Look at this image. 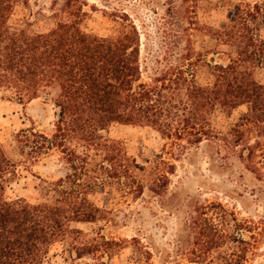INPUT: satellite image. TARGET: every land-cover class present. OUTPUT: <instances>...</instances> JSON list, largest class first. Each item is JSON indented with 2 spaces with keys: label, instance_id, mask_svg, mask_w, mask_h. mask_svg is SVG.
I'll use <instances>...</instances> for the list:
<instances>
[{
  "label": "trees",
  "instance_id": "obj_1",
  "mask_svg": "<svg viewBox=\"0 0 264 264\" xmlns=\"http://www.w3.org/2000/svg\"><path fill=\"white\" fill-rule=\"evenodd\" d=\"M47 1L36 3L39 13ZM49 1V17L54 24L33 31L29 21L25 25L10 22L19 0H0V89L11 91L20 102L40 94L51 96L54 106L52 135L31 129L19 139L21 150L27 148V158L31 159L53 148L61 154V176L50 183L59 188L57 196L51 201L31 202L5 196L6 187L17 179L20 165L0 146V264H51L57 248L67 255L69 264H74L101 248L97 242L88 243L86 233L77 226L93 223L106 212L90 195L103 184L121 183L122 179L135 183L133 193H144L143 184L136 180L142 168L131 161L121 142L103 134L112 125L150 127L162 139L175 142L178 149L185 148L178 142L182 139L192 145L206 140L218 152L236 153L252 164L256 151H264L259 139L249 144L244 138L251 128L264 138V83L254 77L255 70L264 64L262 4L237 3L218 27L203 23L198 27V31L210 32L216 44L235 49L234 58L226 64L210 66L213 79L202 85L190 69L160 70L150 82L141 81L139 32L123 9L110 13L118 26L109 34L98 35L82 27L87 16L85 1ZM201 1L149 0L156 7L166 6L170 18L182 8L189 24H197ZM238 107L244 111L236 122L223 133L217 130L212 123L216 109L230 117ZM159 164L168 171L157 173L151 168L147 180L155 186L161 181L165 187L174 164L163 160ZM149 191L160 194L150 186ZM262 228L253 235L257 225L246 222L243 227L253 241L262 232L264 245ZM242 243V256L231 253L218 264L246 261L253 244L247 240Z\"/></svg>",
  "mask_w": 264,
  "mask_h": 264
},
{
  "label": "rangeland",
  "instance_id": "obj_2",
  "mask_svg": "<svg viewBox=\"0 0 264 264\" xmlns=\"http://www.w3.org/2000/svg\"><path fill=\"white\" fill-rule=\"evenodd\" d=\"M23 1L19 0L14 7L11 23L25 25V21H29V29L33 31H43L54 24L49 17V0L42 13L36 4L42 0H27L26 5ZM83 1L87 16L82 27L98 35L109 34L118 26L110 15L115 9H123L130 15L139 32L141 81L150 82L160 70L190 69L194 79L202 85L213 79L210 66L226 64L234 58L235 49L216 44L208 35L210 32L201 28L198 31V27H202V23L218 27L237 3L258 2L264 7V0H202L196 15L197 24H189L182 8L170 18L166 6L156 7L149 0H109L108 4L105 0ZM188 27L192 29L185 30ZM261 35L264 37V31ZM254 77L264 83V64L255 70ZM243 111V107H238L230 117H225L216 109L212 123L223 133ZM54 120L51 96L44 98L40 94L20 102L11 91L0 89V146L20 165L16 181L6 187V197H23L34 202L51 201L57 196L59 188L50 183L61 176L59 150L53 148L31 159L27 158V148L22 152L19 142L21 135L31 129L51 136ZM103 134L121 142L131 161L142 168L135 174L137 182L144 186V193L142 196L133 193L135 183L128 184L122 179L121 183L103 184L90 195L106 212L93 223L77 226L86 233L88 243L97 242L101 248L74 264L99 261L106 264H218L231 253L242 256V240L251 242L253 248L241 264L264 262L262 232L253 241L249 238L251 234L243 229L246 222L253 223L257 225L253 234L256 235L264 227V151H256L252 164L236 153L218 152L216 146L207 144L206 140L192 145L182 139L178 142L185 148L178 149L175 142L162 139L150 127L112 125ZM244 138L249 144L257 139L264 143V138L259 137L254 128L245 131ZM159 160L174 164L173 172L167 173L165 187L161 181L156 187L147 180L151 168L157 173L168 171L164 165H156ZM149 186L160 194L151 193ZM60 249L55 250L57 257L51 264H69L67 255ZM236 255L234 258H238Z\"/></svg>",
  "mask_w": 264,
  "mask_h": 264
}]
</instances>
